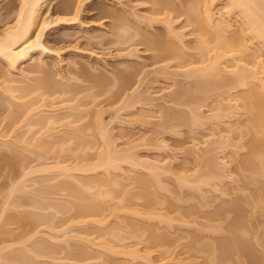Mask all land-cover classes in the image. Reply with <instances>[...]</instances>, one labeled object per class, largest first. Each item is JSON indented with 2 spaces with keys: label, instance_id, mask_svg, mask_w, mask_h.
<instances>
[{
  "label": "rangeland",
  "instance_id": "374dc122",
  "mask_svg": "<svg viewBox=\"0 0 264 264\" xmlns=\"http://www.w3.org/2000/svg\"><path fill=\"white\" fill-rule=\"evenodd\" d=\"M94 1L98 9L90 8L80 14L84 26L71 19L72 22H60L48 31L51 37L48 46L64 48L61 52L65 50L60 64H55L59 58L44 57L52 78L60 82L70 79L75 83L74 77L80 79L77 74L83 73V81L76 83L79 85L76 98L55 94L42 99L38 92L24 96V91L16 86L22 83H13L15 90L8 89L9 82L5 83L4 76L0 75V245H7L0 252V264H177L179 259L188 264L196 263L201 259V252L197 253L198 259L190 261V251L181 253L183 246L198 242V239L226 242L225 237L231 234L229 222L239 211L244 214L243 223L249 237H257V243L264 245V186L260 187V194L259 189V195H255L254 186L250 185V188V183L244 184V173L241 176V170L237 171L239 165H236L249 149L247 142L250 136L245 131L248 116L240 104L242 98L238 96L242 95L239 91L245 89V85L238 86L237 82L236 86L234 81L231 82L234 86L230 83L233 87H226V83L221 86L222 74L215 72V76L210 71L216 82H220L215 84L212 80L214 83L210 86L207 79L211 81L212 75L207 74L211 76L209 79L201 73L207 65L213 67L217 64L220 69H228L225 74L234 77L237 71L234 73L232 70L236 68L232 61H237L236 57L232 60L228 56H218L220 49L218 46L214 48L210 39L212 35H204L207 41H203L202 46L197 40L194 25L185 20V14H181L172 27L182 33L181 40L174 36L182 47V57L157 60L152 56L155 53L153 49H145V44L136 45L132 41L138 42L141 35H130L137 29L141 30L139 26L147 24L143 18L152 14L149 0ZM202 2L197 0V5L203 7ZM20 3L21 0H0V30L13 22ZM48 4L54 7L51 11L54 18L74 16L72 7L63 0H50ZM210 6L216 19L230 20L231 26L225 37L232 38L231 34L240 33L233 36L238 37L234 47L239 65L251 64L257 55L264 59L263 38L244 33L245 25L237 14L238 8L228 11L226 0H214ZM117 14H122L121 19H117ZM117 20L120 23L124 21L123 25ZM116 24H119V29H115ZM153 25L152 28L146 26L153 31L169 32L162 21ZM116 31H119L117 35ZM59 35H63L64 40L53 41L54 36ZM67 35H70V40ZM128 37L132 39L130 42ZM125 39L128 41L124 42ZM219 41L216 40V44ZM240 43L243 44L241 47ZM78 45L82 50L74 48ZM198 45L203 47L201 52ZM135 46L139 49L136 55H127V51ZM91 50L97 55L90 56ZM120 52L125 54L119 55ZM145 62L148 63L144 65ZM91 64L97 71L92 70ZM160 66H165L166 70L157 72ZM88 73H97L98 80L104 83L90 87L93 80H98ZM39 75V72L32 73L27 82H33ZM247 81V86L253 84L252 80ZM180 91L183 99L177 95ZM122 92H131L135 98L132 96L127 104L122 100ZM120 95L122 99H119ZM30 97L37 100L32 112L50 110L61 118L48 128L35 122L30 124L25 114L20 119V115L12 117L15 106ZM166 108L171 117H176L171 118ZM98 109H102L99 116L107 124L113 149L121 155L136 157L143 172H147L149 161H157L162 166L159 171L167 170L159 176L167 189L158 191L160 197L165 195L164 200H159L163 203L156 201L159 204L152 207L146 206L152 205L147 201L144 204L146 198L143 193L140 195L143 191L135 178L138 172L131 171L124 160L120 161L118 168L110 167L108 176H103L106 171L102 167L90 169L99 160V150L104 143L102 131L93 121ZM194 110L197 116L193 114ZM179 113L188 117L189 120L185 118L187 123L184 120L181 123ZM179 119L180 124L177 122ZM81 128L84 130L80 131ZM57 137L64 138L55 144L49 142ZM76 137L95 145L91 148L81 142L79 144ZM82 165L90 168L87 171L75 168ZM89 173H95L96 177H90V190L94 194L91 191L88 194L101 200L106 209L104 211L103 208L98 215L93 212L85 216L76 215L73 203L76 198L65 185L75 184L82 188L78 180L82 179V183L87 185L88 177L85 175ZM180 174H184V179L185 174L188 175L184 183L181 182L182 186L178 184L184 180L178 179ZM98 176L103 177L98 179ZM177 184L181 187L178 188ZM193 204L201 208V213L203 210L204 214L206 210L215 213V218L211 215L213 225L218 223L221 227L215 231L212 228L202 230L201 220L205 222L207 218L202 217L204 214H200ZM189 206L194 207L198 215H195V209L192 215L188 213L192 208ZM113 208L116 214L112 212ZM217 211L222 215L220 218ZM147 212L154 217L152 220L149 214L145 215ZM194 215L200 223H183L187 221L185 218L195 219ZM225 215L228 218H223ZM145 217L149 224L153 221L158 223L157 229L162 234L158 240L152 241L149 237L150 229L156 228L157 224H151L150 228L144 222ZM77 248H83L85 253L78 254Z\"/></svg>",
  "mask_w": 264,
  "mask_h": 264
},
{
  "label": "bare ground",
  "instance_id": "6f19581e",
  "mask_svg": "<svg viewBox=\"0 0 264 264\" xmlns=\"http://www.w3.org/2000/svg\"><path fill=\"white\" fill-rule=\"evenodd\" d=\"M49 1L50 0H21V3L17 9L15 16H14L13 22L11 24L7 25L6 28H4V30H0V75H2V77L4 76L5 83L9 82L8 84L10 86H8V89H13V87L15 86L13 83H22V84L16 85V86H17V88H19V90L24 91V94H23L24 96L38 92L37 95H39L40 98H42V99H45L46 96H52L55 94H58V95L67 94L68 99H73V98L77 97V93L79 92V90H78L79 85H77L76 83L79 84L81 81H83V80H81L82 79L81 75L83 73L80 75L77 74L80 77V79L78 77H74L76 80L74 78H71V79H74L75 83H72L71 82L72 80L70 81V79L68 80V82H63V81L60 82V81L55 80V78L54 79L52 78L53 76H52V74H49V72H48L49 71L47 69L48 63L44 60V57H46V56H52L53 57L54 56L57 59L59 58L55 64H60L59 62H61V60H63L62 53L65 50H62V52H61V49H64V48H61V49L58 48L57 49V48H53V47L48 46L47 43L51 39V37L48 34V31H49V28H51L53 26L57 27V25L60 22L66 23V22H69V20L71 22H72V20L77 21L79 24L83 25L82 24L83 22L80 19V16H81L80 14H82V12H84L85 10L90 9V8L96 9L98 7V4L94 0H63L64 2L68 3V5H70V7H72L73 12H74V14H73L74 16H72V18H69V17H55L54 18L51 16L52 15L51 11L54 9V7L50 6L48 4ZM146 1H148V0H146ZM149 1L151 2L152 14L147 15V16L144 15V17H146V18H143V20L145 19V22L147 23L146 25H149L152 28L154 26L153 25L154 22L162 21L165 23L169 32L164 33L161 31H153V30H150V27H148L146 25H145V27L139 26V28L141 29V30H139V29H137L138 28V26H137V28H136L137 32L132 33L130 35H141V40L138 39L140 42L139 41L137 42V40L134 41V39L133 40L130 39V38H132V36H130V38L128 37L127 39L132 40L133 42H135V44L136 43L137 44H140V43L145 44L146 45V48L144 47L145 49H153L155 51V53L152 56L155 57L157 60L163 61L168 57H170V58L182 57V55H181V54H183L182 53V47H181L179 42L175 41V37L180 39V36L182 35V33L174 30L175 28L172 27L173 26L172 23L175 22L179 18V16H181V14H185L186 15L185 20L194 25L196 35H197V40L202 46L204 45L203 41H204V43H206V41H207L205 39L204 35H206V37L209 35L210 36L212 35V37H210V39L212 38L211 41L214 42V48L218 46V49H220V50H218L219 52L217 51L218 56H220V55L228 56L229 58H232V60H234L233 58L236 57L235 59H237V61L236 60L232 61V63L236 67L235 69H232V70L234 71V73L237 71V73H235V75L236 74L237 75L236 76L234 75V77H229L227 74H225L224 71H228V69L223 70V68H221L222 69L221 70L217 64L213 65V67L210 66L211 64L207 65V68L206 67L203 68V69L206 68L205 70L201 69L204 72L203 73L201 71V73L205 74V75L210 73L209 75H212V73L214 72L215 76L217 75V73L222 74L221 75L222 77L220 78L221 79V86H224L225 83H226V87H231L232 85L234 86V83L233 84L231 83L234 81H236L235 84L238 82V86H240L242 84H243V86L245 85V89L242 90L244 92L239 91L240 94H242V95H239L238 93L237 94L239 97L241 96L240 99L241 98L242 99L240 100V102L242 101V103H240V104H241V106L244 107L246 115L248 116V118H246L247 122L245 121V123H246L245 129H247L245 131L248 134V136H250L248 138V142H247V143H249V144H247V145H249L248 146L249 149L247 151V154L244 155L243 158L241 157L242 159L240 158L241 160H239V159L237 160L239 162V164L237 162L236 165H239V167H237L239 170L237 169V171L241 170L240 174L244 173V175H243L244 177L242 179L244 184L250 183L249 186L253 185L254 187H256L257 190L254 189V187H252V190L255 191L254 194L255 193L258 194L257 191L260 189V187L264 186V179H263L264 178V59H261L260 56L257 55L255 58H252L251 64L249 63V64L239 65V60H238L237 56L235 55L236 52H235V47H234L235 45H237L236 42H238L237 41L238 37L237 36L233 37V36L234 35H240V33L239 34H231V35H233L232 38H230V36L225 37V35H228L226 32L229 30L231 23H230L229 18H224V19L220 18L219 20L215 18V16L213 15V12H212L213 8L211 9V6H210L214 2V0H202L203 2L201 5L203 7H201V6L199 7L197 5L198 4L197 0H180V1H178V0H149ZM198 1H201V0H198ZM226 3H227V6H229L227 9L228 11L232 8H238L237 14H238V16H240L239 17L240 20H242L243 24L245 25L243 29H245L246 32H244V33H249L251 36L253 35L255 38L256 37H260L261 39L263 38V41H264V0H226ZM46 8H47V10L45 11V14H44V9H46ZM201 8H202V10H201ZM132 14H133V12H132ZM117 15H118V16H116L117 19L118 20L121 19L122 14H120V15L117 14ZM7 16L9 17L10 15H7ZM7 16H6V18H7ZM126 18L124 19V21L126 20ZM122 20H123V17H122ZM124 21L121 22L122 24L119 21L118 22L122 26ZM118 25L116 24L117 28H115V29H119L120 26L118 27ZM118 32L116 31V35L118 34ZM113 33L115 34V31ZM122 34L120 33V35H122ZM162 35H172V36L171 37H163ZM213 35H215L214 38H213ZM69 36H68V38L67 37L66 38L69 39ZM217 36H219V38H217ZM172 37H174V38H172ZM215 37H216V39H215ZM227 37H229V38H227ZM52 39H53V37H52ZM55 40H57V41L61 40L62 41V40H64V36L63 35H61V37H60V35L58 37L54 36L53 41H55ZM128 40L125 39V41L124 40L123 41L127 42ZM130 40H129V42H130ZM216 40H217V42L219 40H221V41H219L220 43H218V44L220 46H222V48L219 47L218 44H216L217 43ZM65 41H67V40H65ZM100 41H97V42L100 43ZM132 41L130 44H132ZM215 44H216V46H215ZM201 45H198V47L200 48V52L203 50V47H201ZM242 45L243 44L240 43V47ZM74 48L82 50V48L79 45L75 46ZM138 50H139L138 47L135 46L133 48H130L126 54L127 55H133V54L136 55V53H137L136 51H138ZM93 51L94 50L90 51L91 52L89 54L90 56L91 55L94 56L95 54L97 55V52H95V51L93 52ZM78 52H79V50H78ZM84 53H86V52H84ZM118 54L122 55L125 53L120 52ZM2 63L5 65L4 67H3ZM147 63L148 62H145V64L144 63L143 64L146 65ZM154 63H155V60H154ZM149 64H150V62H149ZM89 66L92 67V64ZM89 66H88V68L91 69V67H89ZM138 67H139V65H138ZM138 67H136L135 69L139 70ZM217 67H219V68H217ZM164 68L166 70L165 66H160L159 68L157 67L156 70H157V72L160 71L161 69H162V71H165ZM59 69H60V67H59ZM95 69H93V67H92L93 71L94 70L97 71V68H95ZM206 70H207V73H206ZM36 72H39L40 75L38 77H35L33 79V82H27V80L31 77V74L36 73ZM215 72H217V73H215ZM219 72H221V73H219ZM75 74H76V71H75ZM92 74L90 75V73H88V75H90L92 77L94 76L97 80L99 79L97 77L98 76L97 73H95V74L92 73ZM209 75H207V76L210 79L211 76H209ZM225 75L228 77H226ZM247 78H249V79H247ZM246 79L250 80V81L252 80L253 84L249 83V85H251V86H247L248 85L247 82H249V81H247ZM85 80H86V78H85ZM87 80H89V78ZM212 80H215L213 75H212L211 81H208V79H207V82H208L207 85L212 86V84L214 83V81H212ZM93 81H92V83H90V85H89L90 87L97 86V85L104 83V81H100V80H98V82L100 81L101 83H98L95 81L93 82ZM218 83H220V82L219 81L216 82V80H215V84H218ZM222 83H223V85H222ZM236 86H237V84H236ZM246 86L249 88H247ZM40 89H42V90L39 92ZM13 90H15V89H13ZM101 93H103V92H100L99 94H101ZM130 93H127V94H126V92L123 93L122 97H124V99L121 98V95H122L121 94L119 96V99L121 98L126 103L127 102L130 103L129 102L130 99H133L132 96H134ZM180 93H181V91H180ZM180 93H178L177 95H179V96L181 95V97H182L183 93H181V94ZM99 94H97V95H99ZM30 98H28L29 100H27L23 103H19L17 106H15V109L12 110V114H13V115L11 114L12 117L16 116V115L17 116L20 115V117L18 118V119H20L21 116L23 114H25L28 122L29 121L31 122V123L29 122L30 124L35 122L37 125L41 124V126H42V124H43L44 127L47 126L48 128H50V126H52L58 119L61 118V117L59 118L58 115H56V114L54 115V113H52L50 110H45V109L41 110L40 109L41 111L36 110V111L32 112L33 105H35V103H36L35 101H37V100H32L34 98H31V99ZM134 98H135V96H134ZM182 99H183V97H182ZM177 100L180 101V98H178ZM0 101H1L0 103H2V100H0ZM126 103H125V105H126ZM232 105H234V104H232ZM232 105L230 104V106H232ZM22 109L23 110L25 109L24 113L22 112L23 111ZM101 110L102 109H98V111H96V115H95L96 117L93 119V121H95V125H97L100 128V130L102 131L101 133H102V136L104 138V140H103L104 143L101 144V149L99 150V154H98L99 160L96 161L92 166H90L91 168L90 167L89 168L95 169L96 167H102L104 169V171H106V173H104L103 176H108L107 173H110V167H113L114 169H116L119 167L120 161H123V160L126 161L128 163V166H129L128 168L131 171L139 173V174L137 173L138 177L135 176V178H136V181L138 183L137 184L138 187H140L143 191V192H141L140 195H142V193H143L142 196L146 198L144 204H146V201H147V204L150 203L152 205H146V206L152 207L153 204H154V206H157L156 204H159V203H156V201L160 202L159 201L160 198L163 199V197H165V195L163 197H160V194L158 195V193H160V192H158V191H160L162 188L166 189V187L164 186L165 181L161 180L162 177H159V176H160V174L162 175L163 173H165L167 170L165 171L164 170L165 168H164L163 170L159 171L160 169H162V166L157 161H149L150 164L147 167L148 170H147V172L144 171L145 172L144 173L143 171H141V169H139V167H140L139 165L141 164V162H139L136 159V157H133L131 154L121 155L118 153V150L113 149V144L109 140V136H108L107 124L104 123L103 119H101V117L99 116L102 114ZM170 111H172V110H170ZM39 112H40V114H39ZM196 112L194 110L193 114H196V116H197L198 113H196ZM167 113H168V109H167ZM169 113L171 114V112H169ZM169 113H168V115H169ZM36 114H37V117L35 118ZM172 114L176 115V113H174V111ZM180 114L181 113L178 114L180 116V117L179 116L178 117L182 118V120L179 119V120H177V122L180 124L179 121L181 120V123H183L182 121L184 120V123H187V121L189 120L188 117L186 116L188 119L187 120V119H185L186 117H184L185 114H182L183 116H181ZM169 116L171 117V115H169ZM175 117H173V118H175ZM178 117H177V119H178ZM100 120H101V122H100ZM82 129L84 130V128H81L80 131H82ZM50 133L51 132H49L48 134L50 135ZM59 138L58 137L54 138V139L50 140L49 142L51 144H55V141L59 142L64 137H62V138L59 137ZM33 139H34V137L32 138V141H33ZM80 139H79V137L76 139L77 143H79V144L81 142V144H84V145L89 146L91 148L95 145L94 142H91V141L85 140V139H81V140ZM82 166L83 167L78 166L75 168L76 169L80 168L79 170L82 169L84 171H87V169H89L85 165H82ZM66 167H68V166H65V168ZM84 167H86V168H84ZM246 170H247V172H246ZM162 171H165V172H162ZM98 173L97 174L94 173V174L97 176ZM246 173H248V174H246ZM94 174L89 173V174L85 175L86 178L88 177V179H87L88 184L87 185L82 183L83 182L82 179L78 180L80 182V184H82V188L75 185V184H68V185L66 184L65 185L68 189H70L69 190L70 194H72L76 198L75 202H73L76 215L79 213V215L85 216V214H89L92 212L94 214L98 215V213L100 214L101 211H103V210L105 211V209H106L104 207V205H102L103 202L101 200H98L96 197L91 198L90 194H88L91 191L90 190L91 186L89 184V181H91L90 177L91 178L96 177ZM242 174H241V176H242ZM126 175H127V173H126ZM180 175L178 176L179 177L178 179L179 180H180V178L184 179V174H180ZM182 175H183V177H182ZM103 176H101L100 178H102ZM187 176L188 175L185 174L186 178H187ZM97 178L100 179L99 176ZM97 178H95V179H97ZM186 178L184 180L179 181V183L178 182L177 183L181 185V182L184 183ZM178 184H177V186H178V188H180L182 185L179 187ZM244 184H242V185H244ZM84 185H85V187H84ZM251 186H250V188H251ZM246 187H248V186H246ZM260 191H261V189L259 190V194H260ZM99 192H97V193H99ZM91 193L94 194L92 191H91ZM98 195H100V194H98ZM155 197H156V199H155ZM158 197H159V199H157ZM166 198L168 200L169 197H166ZM163 200H161V202ZM171 201H172V199L169 200L170 203L169 202H167V203H169L171 205V203H172ZM161 202H160V204H161ZM192 206H195V208L198 211L201 209L198 205L193 204ZM197 206H198V208H197ZM195 208L192 207L191 208L192 211H191L187 207V209H189L188 213L191 214V212L194 213V211H195V212H197V213H195V215L196 214L198 215V211H196ZM193 209H195V210L193 211ZM114 210H115V208H113L112 212L114 214H116ZM134 212H136V211H134ZM206 212H207V210L205 211V214H204V210L202 211V213L199 211L200 214H204V216L202 215V217L207 218V221H205V222H203V220H201V224L204 227V228H202V230L212 228V230L215 231L218 228H220L221 224H218V223L215 224L214 223V225H213L212 219H213V216L215 213L211 214L212 213L211 211H210L211 213H209V212L206 213ZM155 213H153V214L156 215ZM218 213L220 214V212L217 211V214ZM241 213H243V212L239 211V213L236 215V217L232 218L231 221L229 222L231 234L229 236L225 237V239L227 240L226 242L222 241V240H220V242L219 241H211V240H207V241L205 240L204 241V239L203 240L201 239L202 241H200V239H198V242L200 241L199 243L197 241H195L194 243L189 244L188 246H183L184 250L181 251V253L190 251V254L192 256L190 261H193V260L198 259L197 253L201 252V259L198 262H196L197 264H259L261 262H263V264H264V245L263 244L260 245V243L259 244L257 243V239H258L257 237H255L256 239L252 236L249 237V232L246 230V227L243 223L244 217H242V216H244V214H241ZM148 214H149V216L152 215V214H150V212L145 213V215H148ZM219 214H218V217L220 218V216H222V215L221 214L219 215ZM157 215H159V214H157ZM211 215H213V216H211ZM196 217L197 216H195V219L189 218L191 221L186 219V218H185V220H187L186 222L183 221L184 218L181 219V221H183V223H185L186 225L191 224V223H196V221L198 220V218L196 219ZM218 217H216V218H218ZM149 218H151V220H152L154 217L152 218L150 216ZM214 218H215V216H214ZM223 218L226 219L228 217L225 215ZM142 220H144V219H142ZM144 222L148 226L149 221H147V218L145 219ZM198 223H200V220ZM151 224H152V226L154 224H155L154 226H156V224H157V227L156 228L152 227ZM180 224L182 225V222ZM149 225H150V228L152 227L150 229L151 234L149 235L151 240L155 241V240H158L159 238H161L162 234H160L159 230L157 229V228H159L158 223H156V222L154 223V221H153V223L150 222ZM152 229H154V230H152ZM6 246H7L6 244L0 245V252ZM76 250L78 251V254H80V253L84 254L85 253V251H83L84 250L83 248L82 249L77 248ZM82 252H84V253H82ZM196 263H190V264H196ZM177 264H188V262L184 261V259H179Z\"/></svg>",
  "mask_w": 264,
  "mask_h": 264
}]
</instances>
